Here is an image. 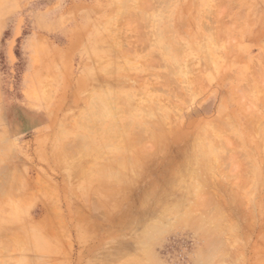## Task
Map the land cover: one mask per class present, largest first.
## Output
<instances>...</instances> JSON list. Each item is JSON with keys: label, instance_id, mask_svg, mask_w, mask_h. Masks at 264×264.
Wrapping results in <instances>:
<instances>
[{"label": "rangeland", "instance_id": "obj_1", "mask_svg": "<svg viewBox=\"0 0 264 264\" xmlns=\"http://www.w3.org/2000/svg\"><path fill=\"white\" fill-rule=\"evenodd\" d=\"M263 58L264 0H0V264H264Z\"/></svg>", "mask_w": 264, "mask_h": 264}, {"label": "bare ground", "instance_id": "obj_2", "mask_svg": "<svg viewBox=\"0 0 264 264\" xmlns=\"http://www.w3.org/2000/svg\"><path fill=\"white\" fill-rule=\"evenodd\" d=\"M140 6H141V5H140ZM161 16H162V15H161ZM161 16H160V17H161ZM158 20H159V18H158ZM161 21H162V20H161ZM156 25H157V24H156ZM158 28H159V27H158ZM152 30H153V29H152ZM157 30H158V29H157ZM155 31H156V29H155ZM158 31H159V30H158ZM153 33H154V31H153ZM158 34H159V33H158ZM156 36H159V35H156ZM157 43H158V41H157ZM166 49H167V48H166ZM169 56H170V55H169ZM173 56H174V55H173ZM170 57H171V56H170ZM171 58L173 59V57H171ZM171 58H170V59H171ZM172 59H171V60H172ZM171 60H170V61H171ZM173 60H174V59H173ZM175 60H176V59H175ZM175 60L173 61L174 63H176ZM204 60H207V59H204ZM263 60H264V58H263ZM170 61H169V62H170ZM200 61H201V60H200ZM171 62H172V61H171ZM173 62H172V63H173ZM100 63H101V62H100ZM201 63H202V61H201ZM208 64H209V63H208ZM117 65H118V64H117ZM171 65H172V64H171ZM173 65H174V64H173ZM203 65H204V64H203ZM263 65H264V63H263ZM183 66H184V65H183ZM183 66H182V67H183ZM200 66H201V65H200ZM176 67H177V66H175V68H176ZM178 67H179V66H178ZM178 67L176 68L177 70H174V71H178ZM184 67H185V66H184ZM107 68H108V67H107ZM206 68H208V67H205V69H206ZM250 68H251V67H250ZM259 68H260V67H259ZM259 68H258V70H259ZM183 69H185V68H183ZM197 69H198V68H197ZM252 69H253V67H252ZM171 70H173V69H171ZM193 70H194V69H193ZM199 70H200V69H199ZM109 71H110V70H109ZM116 71H118V70H116ZM174 71H173V72H174ZM189 71H190V70H189ZM189 71H188V72H189ZM200 71L203 72V70H200ZM224 71H225V70H224ZM260 71H261V70H260ZM191 72H192V71H191ZM169 73H170V71H169ZM253 73H254V71H253ZM170 74H171V73H170ZM174 74H175V75H174ZM174 74H172V75L177 76L176 73H174ZM172 75H171V76H172ZM186 75H187V74H186ZM258 75H259V74H258ZM262 75L264 76L263 73H262ZM262 75H260V76H262ZM192 76H193V75H192ZM172 77H173V76H172ZM191 78H192V77H191ZM194 78H197V77H194ZM194 78H193L192 81H195ZM198 78H199V77H198ZM198 78H197V80H198ZM257 78L260 79L261 82L263 81V80H261V78H259V77H257ZM257 78H256V79H257ZM263 78H264V77H263ZM263 78H262V79H263ZM168 79L171 80V78H168ZM188 79H189V78H188ZM249 79H250V78H249ZM172 80H173V79H172ZM175 81H176V79H175L173 82H175ZM199 81H200V80H199ZM199 81H197V84H196V83H194V84H195V85L201 84L202 82L200 83ZM247 81H248V80H247ZM255 81H256V80H255ZM170 82L173 83L172 81H170ZM180 82H182V81H180ZM249 82H250V81H249ZM176 83H177V82H176ZM182 83H183V82H182ZM262 83H263V82H262ZM262 83H261V84H262ZM116 84H117V83H116ZM247 84H248V83H247ZM262 85H263V84H262ZM262 85H261V86H262ZM198 86L200 87V85H198ZM199 87H198V88H199ZM248 87H249V86H248ZM256 87H257V86H256ZM263 87H264V86H263ZM263 87H262V89H263ZM43 89H44V88H43ZM183 89H184V88H183ZM112 90H113V89H112ZM255 90H256V89H255ZM178 91H179V90H178ZM178 91H177V93H176V95H175V96H177V97H178V95L180 94V93L178 94ZM260 91H261V90H260ZM115 92H118V91H115ZM115 92H114V93H115ZM124 92H125V91H124ZM185 92H186V91H185ZM194 92L196 93V90H194ZM47 94H48V93H47ZM104 94H105V93H104ZM107 94H109V92H108ZM172 94H173V93H172ZM177 94H178V95H177ZM49 95H50V94H49ZM49 95H48V96H49ZM182 95H183V94H182ZM182 95H181V98H182ZM115 96H116V95H115ZM118 96H119V95H118ZM121 96H122V95H121ZM113 97H114V95H113ZM113 97H112V99H111V98H109V99H111V101H112L113 99H115V98L118 99L117 97H114V98H113ZM122 97H123V96H122ZM122 97H120V98H122ZM171 97H172V96H171ZM171 97H170V99H173V98H171ZM101 98H102V96H101ZM101 98H100V99H101ZM181 98H180V99H181ZM107 99H108V98H107ZM123 99H124V98H123ZM170 99H169V100H170ZM102 100H104V99L102 98L100 101H102ZM96 101H97V100H96ZM104 101H105V100H104ZM104 101H103V103H104ZM115 101H116V100H115ZM115 101H114V102H115ZM169 102H170L171 104H172V103H173V104H174V103L176 104V102H171V100H170ZM110 103H112V102H110ZM98 104H100L99 101H98ZM101 104H102V103H101ZM107 104H108V102H106V105H107ZM173 104H172V105H173ZM175 104H174L173 106H176ZM159 105H160V104H159ZM115 106H116V102H115ZM161 106H162V105H161ZM112 108H113V107H112ZM113 109H115V108H113ZM156 110H158V109H156ZM114 111H116V110H114ZM122 111H123V110H122ZM149 111H150V110H149ZM118 112H119V111L117 110V111L114 113V115H115V114L117 115ZM147 112H148V111H147ZM157 112H158V111H157ZM97 113H99V112H97ZM105 113H106V112H105ZM154 113H155V112H154ZM101 114H102V113H100V115H101ZM150 114H151V113H150ZM160 114H161V113H160ZM98 115H99V114H97V116H98ZM100 115H99V116H100ZM157 115H158V114H157ZM101 116L103 117V114H102ZM107 117H108V116H107ZM113 117H115V116H113ZM96 119H97V118H96ZM117 119H118V118H116V120H115V119H114V120L117 122ZM159 119H160V118H159ZM110 120H111V118H110ZM114 120H112V121H114ZM102 121H103V120H102ZM127 121H128V120H127ZM99 122H101L100 119H99ZM129 122H130V120H129ZM101 123H102V122H101ZM124 123H125V122H124ZM127 123H128V122H127ZM127 123H126V125H127ZM130 123H131V122H130ZM109 124H110V123H109ZM113 124L115 125L114 122H113ZM128 124H129V123H128ZM111 125H112V123H111ZM117 125H118V124H116L115 126L117 127ZM78 126H80V125H78ZM109 127H110V126H109ZM109 127H108V128H109ZM123 127H125V125H124ZM79 129H80V128H79ZM110 129H111V128H110ZM119 129H120V128H119ZM124 129L127 131L126 127H125ZM124 129L121 128V131L123 132L122 135L126 134V133H125L126 131H125ZM80 130H81V129H80ZM112 130H113V128H112ZM117 130H118V129H117ZM124 131H125V132H124ZM115 132H117L116 129H115ZM74 135L77 137L78 133H77V134H74ZM90 135H91V134H90ZM78 136H80V135H78ZM85 136H86V135H85ZM125 136H126V135H125ZM87 137H88V136H87ZM89 137H90V136H89ZM81 138H82V137H81ZM81 138H80V139H81ZM78 139H79V138H77V141H78ZM80 139H79V142H80ZM82 139H83V138H82ZM126 140H128V139H126ZM126 140H125V141H126ZM89 141L91 142V137H90ZM85 142H86V141H85ZM81 143H82V142H81ZM88 143H89V142H88ZM122 143H123V142H122ZM127 143H128V141H127ZM83 144H84V142H83ZM85 144H86V143H85ZM87 145H88V144H87ZM123 145H124V144H123ZM125 145H126V144H125ZM131 145H132V143H131ZM85 146H86V145H85ZM121 146H122V145H121ZM128 146L130 147V143L128 144ZM67 147H68V146H67ZM126 147H127V146H126ZM129 147H128V148H129ZM116 148H118V147H116ZM132 148H133V147H132ZM122 149H123V148H122ZM124 149L126 150V148H124ZM86 150H88V148H86ZM128 152H129V149H128ZM125 153H126V152H125ZM82 154H83V153H82ZM68 157H69V156H68ZM117 163H118V162H117ZM119 164H120V162H119ZM121 164H122V163H121ZM125 164H126V163H125ZM130 164H131V163H130ZM117 165H118V164H116V166H117ZM122 165H123V164H122ZM116 166H115V167H116ZM120 166H121V165H120ZM117 167H118V166H117ZM117 167H116V168H117ZM128 167L130 168V167H132V166L129 165ZM132 168H133V167H132ZM113 169H114V168H113ZM124 169H125V168H124ZM130 169H131V168H130Z\"/></svg>", "mask_w": 264, "mask_h": 264}]
</instances>
